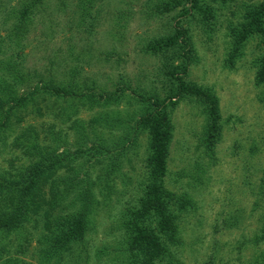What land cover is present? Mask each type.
<instances>
[{"label": "rangeland", "instance_id": "obj_1", "mask_svg": "<svg viewBox=\"0 0 264 264\" xmlns=\"http://www.w3.org/2000/svg\"><path fill=\"white\" fill-rule=\"evenodd\" d=\"M17 1L0 0V4L8 8ZM59 1L46 0L33 18L23 41L25 70L35 69L44 75L50 70L62 80L69 78L70 68H75L85 85L94 81L102 86L120 79L147 91L161 84L160 69L166 62H179L172 50L153 54L145 52L146 45L159 36L173 34L187 42L190 53L181 54V59L192 60L183 79L212 90L218 97L220 136L210 151L201 145L206 117L191 99L172 114L174 131L163 185L169 192L187 193L192 204L179 212L171 241L167 233L159 236L169 257L151 264H264V241L254 244L264 229V80H258L264 58V30L240 45L234 36L235 30L246 24L247 13L264 0H101L85 14L76 1L66 5ZM155 1L179 4L164 17L150 18L144 4ZM6 12L0 10V37L9 34L17 22ZM262 21L264 28V17ZM32 84L23 82L17 94L26 95ZM107 88L114 90L111 85ZM52 101L55 107L51 109ZM71 106L76 107L73 113ZM14 107L10 103L0 110V176L6 178L14 168L8 165L9 160L16 166L37 161L11 145L30 136L31 131L34 138L21 143L33 142L44 151L56 150L55 155L71 152V161H64L66 166L59 170L62 174L82 180L89 170V179L98 181L110 160L104 159L90 170L93 159L85 163L83 157L72 158L78 149L74 126L83 123L91 130L108 133L92 121L96 112L107 108L91 110L74 98L63 102L43 89L30 99L26 97L17 110ZM63 108L65 113H61ZM126 109L130 107L122 101L119 111ZM8 112L12 115L6 117ZM121 131L112 130V136L121 135ZM140 141L137 155L119 161L121 167L112 178L110 197L104 202L98 197L91 230L70 246L72 255L45 252L48 247L40 224L31 219L9 234L12 245L22 241L27 247L17 256L29 264H41L42 256L51 257V264H127L129 254L123 251L127 248L126 235L120 223L128 211L139 207L146 135ZM10 205L9 200L0 201V212H8ZM154 220L149 226L160 231Z\"/></svg>", "mask_w": 264, "mask_h": 264}, {"label": "trees", "instance_id": "obj_2", "mask_svg": "<svg viewBox=\"0 0 264 264\" xmlns=\"http://www.w3.org/2000/svg\"><path fill=\"white\" fill-rule=\"evenodd\" d=\"M76 1L78 9L83 14L102 3L101 0H60V4L66 5ZM151 3V2H150ZM144 4V12L150 18L164 17L175 9L176 5L169 2L162 3L155 1L152 5ZM46 0H18L17 4H10L7 8L0 4V10L5 11L17 19L13 30L0 37V110L5 105L13 103V109L21 107L24 99L32 98L41 89L47 93L57 96L61 101L66 102L67 98L78 99L82 105L91 110L107 108L96 112L92 118L94 126H102L107 132H98L90 129L83 123H75L76 153L72 158H85V163L91 162L93 166L101 165L102 160L109 159V163L102 170L98 181L89 179V170L86 178L77 180L73 175L62 174L59 170L66 166L64 161L70 162V151H61L55 155L56 150L44 151L30 143H21L23 140H16L11 145L20 147L25 154L37 158L31 165L16 166L12 160L8 161L10 167H14L6 178L0 176V201L9 200L8 212H0V264H29L18 257L23 255L24 242L11 244L9 234L13 233L17 226L21 229L23 222L34 219L40 224L45 250L53 254H67L69 248L81 240L91 230L93 218L96 214L95 208L99 206V198L102 201L109 199L112 188V178L119 170V161L130 155H137L142 145L141 136L146 135L145 146L146 157L143 165V179L140 181L142 187L141 195L137 199L139 207L137 210L128 211L126 217L121 221V229H124L125 247L123 250L127 255V264H151L160 257L168 258L161 244L160 234H168L171 241L176 229V220L179 212L187 205L192 204L191 197L187 193L175 194L166 190L163 185L166 172L168 171L169 146L172 139L174 125L172 114L177 107L190 99L206 117L204 137L201 145L206 151H210L218 142L220 125L219 101L212 90H206L192 85L185 79L188 66L192 60L187 58L183 61L181 54L190 53L186 50L185 38H178L176 35L159 36L146 45L145 52L153 54L161 51L172 50L177 65L173 62H166L160 75L162 82L158 87L149 88L147 91H139L130 81H116L105 83L111 85L114 90L108 91L106 85L99 86L94 81L85 85L80 81V75L75 68L69 69V78H55L50 70L44 75L33 71L25 70L23 52V41L34 22L37 12ZM43 14V12L41 11ZM246 24L235 30L236 44L240 45L249 36H253L264 30L262 17H264V4L247 13ZM238 29V28H237ZM176 34V33H174ZM170 36V37H169ZM14 50V53H10ZM260 76L258 80H264V58L261 61ZM33 84L26 95H18V87L25 81ZM125 101L130 109L119 111V105ZM55 107L52 101L51 109ZM112 107V108H111ZM114 107V108H113ZM66 108V107H65ZM65 108L61 113H65ZM12 109V110H13ZM71 113L76 107L71 106ZM124 113V115L122 114ZM2 113H0L1 115ZM8 112L6 114V117ZM10 115V116H11ZM9 116V115H8ZM70 113L66 116L69 119ZM62 124L65 123L63 116H60ZM71 126H69V129ZM121 129V135L113 137L112 130ZM107 133L108 137L104 138ZM112 137L111 143L106 141ZM54 139V138H53ZM98 140V143H96ZM105 141V143H104ZM104 143V144H103ZM26 145L24 147V145ZM88 144V147H86ZM90 144V145H89ZM85 180V181H84ZM157 222L160 231L149 226L150 220ZM153 221V222H154ZM43 231V232H42ZM263 234L254 239L257 245L264 241ZM4 236V237H3ZM4 240V241H3ZM29 245L30 243L27 242ZM12 245V246H11ZM51 249V250H50ZM60 256V255H59ZM146 258V261H144ZM49 260V261H48ZM51 257L43 258L41 264H51ZM129 260V261H128ZM52 264H57L53 261Z\"/></svg>", "mask_w": 264, "mask_h": 264}]
</instances>
